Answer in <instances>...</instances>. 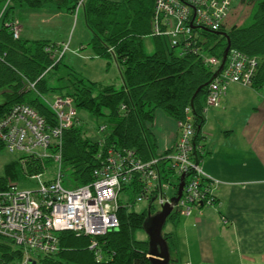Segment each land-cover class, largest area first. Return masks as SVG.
<instances>
[{
    "label": "trees",
    "instance_id": "trees-1",
    "mask_svg": "<svg viewBox=\"0 0 264 264\" xmlns=\"http://www.w3.org/2000/svg\"><path fill=\"white\" fill-rule=\"evenodd\" d=\"M50 1L53 0H10L0 21V91L5 96V101L0 104V118L15 104L27 103L54 125L57 122L55 113L41 96L55 93L72 96L78 111L86 110L97 118L105 117L106 126L110 129L103 137L90 138L78 115L79 122L64 131L62 170L70 171L69 181L74 186L93 180L94 168L102 162L100 156L111 146L133 150L144 160L154 156L165 158L174 152L181 136L177 122L186 117V108L190 110L195 129L191 137L195 145L192 161L203 168L202 161L207 150L199 141V135L208 108V82L219 70V67L206 64L203 55H215L222 61L228 36L232 49L237 48L259 59L251 85L260 88L264 84V0H249L255 2L249 24H235L226 30L223 23L217 31H204L197 52L177 51V46H173L168 37L153 36L156 48L151 54L145 50L143 38L152 32L155 0H85L86 22L94 32L89 45L96 56L109 60L107 69L112 58L119 65L123 77L120 87L114 83L87 79L72 67L59 75L64 53L58 58L52 53L54 51L46 50V47L52 46L54 50L61 51L57 43L47 39L30 41L14 38L6 25L8 20L17 17L13 7L22 4L42 7ZM6 2L0 0V12ZM48 74L57 75L59 85H49ZM29 82L34 83V88H28ZM31 91L38 95L29 96ZM158 110L175 119L178 128V139L162 153L158 152L152 131ZM4 149V142L0 139V152ZM24 158L27 172L33 175L43 172L44 159H34L29 155ZM13 163L6 165L8 173L12 172ZM9 179L14 178L12 175H0V187ZM128 186H125L130 190L127 203L119 198V226L96 237L104 254L103 260L97 261L94 252L89 249L90 236L63 231L59 234V250L54 254L38 255L32 264H154L149 239L135 236L136 232L145 229L149 213H155L153 200L145 199L149 205L143 210H135L141 188L137 181ZM177 215L174 211L169 217L174 220ZM173 234L163 232V237L170 251L169 264H179L173 256L176 248ZM21 257V250L14 249L0 238V264L8 261L17 263Z\"/></svg>",
    "mask_w": 264,
    "mask_h": 264
},
{
    "label": "built area",
    "instance_id": "built-area-1",
    "mask_svg": "<svg viewBox=\"0 0 264 264\" xmlns=\"http://www.w3.org/2000/svg\"><path fill=\"white\" fill-rule=\"evenodd\" d=\"M9 1L0 12V21ZM84 2L78 1L77 10L84 7ZM232 3L233 0H155L151 35L168 37L182 52H197L203 32L219 30ZM6 25L14 38L21 37L23 26L19 18H11ZM46 50L54 51V56L60 52L52 46ZM203 59L213 68L221 65V59L215 55H203ZM258 64L256 56L231 48L222 70L209 83L207 107L219 106L231 83L251 85ZM27 86L34 88V83L29 82ZM42 97L55 113L56 124H50L27 103L15 104L0 118V139L6 150L20 152L24 164L25 155H29L34 159L52 158L59 166L58 175L48 180H43L41 173L30 174L32 178L40 179L35 190L20 187L12 179L0 187V238L21 250L22 255L17 263L3 264H32L38 255L56 253L59 234L63 231L90 236L89 249L97 261L103 260L104 254L96 237L119 226L120 194L132 181H137L141 188L137 202L152 198L160 208L172 204V212L180 215L188 216L194 209L201 211L203 206L218 203L216 189L220 181L192 161L195 145L191 137L195 129L189 108L185 110L186 117L177 122L181 136L174 152L165 158L154 156L144 160L133 150L111 146L100 156L102 162L94 168L91 182L80 186L67 182L73 185L68 188L64 186L61 171L63 134L79 122L77 108L70 95L55 93L51 98ZM106 128L102 125L99 130ZM43 167L46 168L44 163ZM182 176L183 191L174 203L172 198L178 195Z\"/></svg>",
    "mask_w": 264,
    "mask_h": 264
},
{
    "label": "crops",
    "instance_id": "crops-1",
    "mask_svg": "<svg viewBox=\"0 0 264 264\" xmlns=\"http://www.w3.org/2000/svg\"><path fill=\"white\" fill-rule=\"evenodd\" d=\"M23 5L35 16L47 3ZM60 9L53 15L63 12ZM22 26L21 38L43 39V34L24 35ZM152 128L159 153L178 139L176 120L161 110ZM199 136L207 150L202 166L220 181L218 203L188 216L178 214L165 230L167 218L162 234L174 233V258L179 264H264V84L257 88L231 83L221 104L205 111Z\"/></svg>",
    "mask_w": 264,
    "mask_h": 264
},
{
    "label": "rangeland",
    "instance_id": "rangeland-1",
    "mask_svg": "<svg viewBox=\"0 0 264 264\" xmlns=\"http://www.w3.org/2000/svg\"><path fill=\"white\" fill-rule=\"evenodd\" d=\"M78 1L69 0L64 3L59 0L50 1V3H47L46 7H44L42 11L36 13L35 16L31 15L30 10L25 5H15L13 10L17 16L21 17L22 23L25 27L24 35L40 37V35L43 34V39L55 42L57 43V46L61 48V51L58 53V58H60L62 53H64V56L62 68L59 70V75H63L64 70L72 67L74 70L79 72L80 75L87 79L102 80L105 83H114L117 87L122 86V73H120V69L117 68L115 60L113 58L110 60L109 69H107L108 59H100L93 56L94 51L89 43L94 36V32L87 25L84 7H80L77 10L76 3L78 4ZM58 2L60 3L58 4ZM59 9L64 13L61 12L53 15ZM72 9H74L73 12H71ZM68 11H70V13ZM254 11L255 2H250L249 0H233L227 19L224 22L226 30H229L235 24H249L252 21ZM42 19H44V21H42ZM143 40L145 50L149 54L153 53L156 48L153 35H146ZM177 51H179L178 48ZM47 79L49 85H59L57 75L53 77L52 74H48ZM36 95L38 94L35 91H31L29 93V96ZM47 97L51 98L52 96L48 95ZM41 99H43L42 96ZM4 101L5 96L3 92L0 91V104ZM77 114L81 119V126L90 138L97 139L98 137H103L109 132L110 128H107L104 131L99 130L100 125H107L105 117L97 118L86 110H77ZM20 156V152H9L6 149L2 150L0 152V175H4L6 177L12 175L14 178L13 182L17 183L20 187L35 190L38 187L40 179L37 177L32 178L30 176L32 173L29 171L27 172ZM11 162H14L11 170L12 172L8 173L6 165ZM44 165L46 168H44L41 173V178L43 180H48L58 175L59 166L54 160H52V158L51 160L44 158ZM61 171L64 175V186L68 188L73 187V185L67 183L69 179L71 180L70 171L66 169L64 170V168L63 170L61 168ZM126 187L120 194V198L123 203H127V195L130 194V190ZM148 205L149 202L144 200L142 202H136L134 208L135 210L140 211ZM160 209L161 208L156 204V202H153V212L156 213ZM170 224L171 217L168 218L165 230L170 228ZM135 236L138 239H149L146 229L136 232Z\"/></svg>",
    "mask_w": 264,
    "mask_h": 264
},
{
    "label": "water",
    "instance_id": "water-1",
    "mask_svg": "<svg viewBox=\"0 0 264 264\" xmlns=\"http://www.w3.org/2000/svg\"><path fill=\"white\" fill-rule=\"evenodd\" d=\"M224 34H227L223 32ZM231 48V42L229 39V36L227 37V46L223 52L221 65L219 66L218 72H216L212 78L217 76L219 72L222 70L229 50ZM212 78L209 80L208 83L211 82ZM184 187V176H182V182L179 185L178 195L173 197V202H177L182 194ZM173 211V205L172 204H165L161 210L154 214L148 215L146 219L145 229L148 232L149 236V246H150V255L152 257V260L154 261V264H169L170 263V251L168 244L163 237L162 230L163 226L167 220V218L170 216V214ZM35 264V262L33 263Z\"/></svg>",
    "mask_w": 264,
    "mask_h": 264
},
{
    "label": "bare ground",
    "instance_id": "bare-ground-1",
    "mask_svg": "<svg viewBox=\"0 0 264 264\" xmlns=\"http://www.w3.org/2000/svg\"><path fill=\"white\" fill-rule=\"evenodd\" d=\"M231 49V48H230ZM207 64V63H206ZM216 77V76H215ZM215 77L214 78H212V80L211 81H213L214 79H215Z\"/></svg>",
    "mask_w": 264,
    "mask_h": 264
}]
</instances>
